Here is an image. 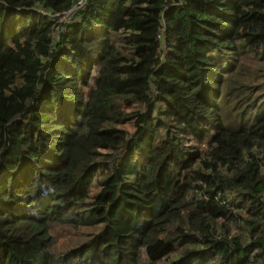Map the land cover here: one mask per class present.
I'll list each match as a JSON object with an SVG mask.
<instances>
[{"label": "trees", "instance_id": "1", "mask_svg": "<svg viewBox=\"0 0 264 264\" xmlns=\"http://www.w3.org/2000/svg\"><path fill=\"white\" fill-rule=\"evenodd\" d=\"M76 1L0 0V264H264V0Z\"/></svg>", "mask_w": 264, "mask_h": 264}, {"label": "rangeland", "instance_id": "2", "mask_svg": "<svg viewBox=\"0 0 264 264\" xmlns=\"http://www.w3.org/2000/svg\"><path fill=\"white\" fill-rule=\"evenodd\" d=\"M246 63L249 65H252L256 67V59L254 58H248L245 60ZM262 108V107H261ZM257 110V114L254 113ZM262 110V109H261ZM263 114V111H260V108L253 110L251 117H255L252 119V122L250 125H252L261 115ZM165 128H160L158 130V141H161V139L164 137ZM92 228H82L79 231L75 230L73 227L69 225H63V224H54L52 226V233L54 235V249L57 251H64L67 248L71 247L72 244L77 243L78 241H81L87 233L91 232ZM81 235L83 236H79ZM162 264V263H159Z\"/></svg>", "mask_w": 264, "mask_h": 264}, {"label": "built area", "instance_id": "3", "mask_svg": "<svg viewBox=\"0 0 264 264\" xmlns=\"http://www.w3.org/2000/svg\"><path fill=\"white\" fill-rule=\"evenodd\" d=\"M86 1L87 0H77L75 2V4L70 9H68L67 11L62 12V14H61L62 15V20L65 21V22L67 20H69L70 19V16L74 12H76L78 9H80L81 7H83L85 5Z\"/></svg>", "mask_w": 264, "mask_h": 264}]
</instances>
